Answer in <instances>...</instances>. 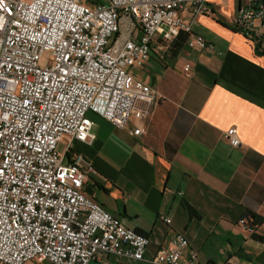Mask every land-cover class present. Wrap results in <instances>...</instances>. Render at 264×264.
Listing matches in <instances>:
<instances>
[{
	"label": "built area",
	"instance_id": "2783aa9c",
	"mask_svg": "<svg viewBox=\"0 0 264 264\" xmlns=\"http://www.w3.org/2000/svg\"><path fill=\"white\" fill-rule=\"evenodd\" d=\"M207 1L0 0V264L143 260L148 237L84 192L95 168L79 153L66 160L68 145L63 153L58 145L93 141L89 112L141 136L157 91L129 68L149 57L154 34L184 33L189 48L212 49L192 29L196 15L210 13ZM238 2L233 29L264 53V0ZM222 137L239 145L235 126ZM239 223L255 231L246 217ZM187 244L172 232L148 262L202 264L195 251L184 257Z\"/></svg>",
	"mask_w": 264,
	"mask_h": 264
},
{
	"label": "crops",
	"instance_id": "0c3cea01",
	"mask_svg": "<svg viewBox=\"0 0 264 264\" xmlns=\"http://www.w3.org/2000/svg\"><path fill=\"white\" fill-rule=\"evenodd\" d=\"M238 3L208 0L210 13L193 18L212 49L189 48L184 33L170 41L152 36L149 57L129 68L157 91L141 136L89 112L93 141L59 143L61 153L68 145L66 160L79 153L95 168L84 192L149 239L143 260L108 254L111 264H149L172 232L188 240L184 257L195 251L202 264H264V241L239 223L247 212L261 216L255 233L264 237V53L233 29ZM139 35L136 27L131 38ZM230 126L237 146L222 137Z\"/></svg>",
	"mask_w": 264,
	"mask_h": 264
},
{
	"label": "trees",
	"instance_id": "16d2710c",
	"mask_svg": "<svg viewBox=\"0 0 264 264\" xmlns=\"http://www.w3.org/2000/svg\"><path fill=\"white\" fill-rule=\"evenodd\" d=\"M179 34H181V33H179ZM179 34H178V35H179ZM178 35H177V36H178ZM185 37H186V36H185V34H184V38H182V40H183V39L185 40ZM183 206H184L185 210L187 211V214L189 215V217H191V216H197L195 210H194V209H193L188 203L183 202ZM245 217L247 218L249 225L253 226V229H254V230H255V228H256L257 226H259V225L263 222V218H262L261 216L255 214V213H253V212H247V213L245 214ZM251 236H252L253 238H255V239H258V240H262V241H264V237H262V236L256 234L255 231H253V232L251 233Z\"/></svg>",
	"mask_w": 264,
	"mask_h": 264
},
{
	"label": "rangeland",
	"instance_id": "374dc122",
	"mask_svg": "<svg viewBox=\"0 0 264 264\" xmlns=\"http://www.w3.org/2000/svg\"><path fill=\"white\" fill-rule=\"evenodd\" d=\"M58 148H59V150H61V146L59 145L58 146ZM33 262V261H32ZM34 264H51V263H49V262H46V261H44L43 263H41V262H34Z\"/></svg>",
	"mask_w": 264,
	"mask_h": 264
}]
</instances>
